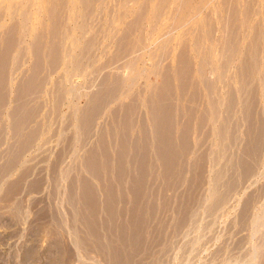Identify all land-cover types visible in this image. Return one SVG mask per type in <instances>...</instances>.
<instances>
[{"label":"rangeland","instance_id":"1","mask_svg":"<svg viewBox=\"0 0 264 264\" xmlns=\"http://www.w3.org/2000/svg\"><path fill=\"white\" fill-rule=\"evenodd\" d=\"M50 43L52 44L50 45ZM5 48L7 52H5ZM9 50L12 52L10 53ZM254 50L258 54H256L257 59L255 58L257 63L253 61L255 64L249 61L253 60L255 56ZM0 51V55L3 56H0V76L2 69L5 68L7 71L5 77L7 85L5 82L2 85L3 80L0 78L2 88L0 95L3 92L2 96H6L5 105L0 109V130L2 129L0 135L5 134L4 137L6 136L5 138L2 136L4 142L2 139L0 140L2 142L0 144V168L6 165V160L10 159L9 151L17 143L11 129L12 118L10 116L17 105L16 93L24 84L23 82L31 80L30 76L32 77L34 70L37 73L36 76H33V80L40 78L42 81L44 79L42 82L35 80L41 82L38 85L35 82L36 88H34L33 80H31L33 82L28 81L31 82L34 89L37 90V87L41 89H38L39 95H36L37 93L34 94L36 96L33 95V101H35L32 103L38 108V116L29 127L36 131L39 129L37 132L39 139L37 138L38 140L31 148L25 150V154L22 155L15 169H11L8 173L0 172V264H106L101 256L94 251L87 254L73 244L74 235L72 230L70 231L68 222H66L67 225L64 222L66 231H64L65 227L63 229L62 226L51 224V211L61 212V217H64L62 220L66 218L65 221H67L68 206L65 201V191L70 182L69 179L75 174L72 167L74 166L76 169L77 165L81 166L85 152L96 144L97 137L103 135V129L104 134L107 133L105 128L111 124L110 119L116 114V110H121L117 113L122 114L124 107L136 99V104L138 103L137 105L140 106L138 110L136 109L135 115L138 116L136 119L146 118V99L148 101L153 98L152 96H155V99L163 98L167 93V91L164 92L163 82L166 76L172 81L174 79V83L177 85L172 82L174 84L173 97L175 96L172 104L177 107V111L181 110L180 107L185 106L186 103L192 102V105L189 104L192 107L186 104L187 108L189 106L192 109L196 106V112L194 109L191 112V114L194 113L193 117L191 114L187 116L186 110L184 107L182 108L183 112L180 113L184 116H180L179 124L184 125L183 121L186 124V121L192 117L191 125L193 124V126L190 125V127L196 132L190 131L192 137L190 138L195 141L193 142L195 146H192V152L188 156L189 163L200 157L197 154L200 153L204 157L206 153L203 156V152L213 151V153L211 152L212 156H207V160L206 157L203 158L209 166L205 168V172H207L205 176L207 175L208 178L209 175L212 178L216 174L221 163L224 165L228 162H235L234 152L239 153V148L241 150L244 145L243 142L239 143L241 141L239 139L238 149H236V143L232 146L234 148L228 149V153L225 151L226 153L223 155V149V154L218 151L219 147L221 149V143L218 142L217 146L216 142L219 140L218 134L226 126L224 121L229 119V124H232L233 128L238 127L239 122L241 125L243 124L238 127L239 130H232L236 131V135H240L238 137L244 135V127H246L244 125L246 124H244L242 111L248 104L245 99L250 92L251 94L253 92L258 98H255V102L259 103H255V110L259 116L255 115V117L261 116L260 120L264 118V0H0ZM4 52L5 54H3ZM39 52H41V56L36 55ZM251 53L254 56H251ZM246 54L251 56L250 59L246 57ZM55 60L58 64L55 63ZM2 61H4L3 64ZM36 61L43 62L41 64L38 62L39 66H36ZM248 61L251 63L249 64ZM252 64L254 68L250 66ZM243 65L248 69L251 67L249 73L254 70L253 79L250 78L246 81L249 84L241 82L243 79L239 78L242 72L247 73L246 71H248ZM7 68L9 69L7 70ZM38 72L43 76L41 77ZM208 76L212 79L209 84L212 83L213 90L212 88L211 90L213 92L208 89ZM183 78L188 79L189 83H186L189 85L185 84L186 87L182 86L183 82L181 84L179 81ZM243 83L250 90L245 86V90H243ZM117 84L121 87H118ZM116 87L118 93L116 92L115 98L111 94V90ZM183 87L185 90L182 89ZM33 88L31 90H34ZM196 89L198 91L195 93ZM252 89H255V92ZM242 90L243 94H241ZM232 91H235L238 96L236 107L232 109L234 111L229 109V100L225 101L232 95ZM100 92H103L102 97L98 94ZM228 93L231 95L228 96ZM190 94L191 97L196 94L195 99L194 96L191 99ZM187 95L189 97H185ZM92 98L97 99L93 100ZM102 99L104 104L100 101ZM188 99L192 101L188 102ZM210 99H213V103L215 102L213 107H211ZM38 100L42 101V104ZM183 100L186 101L185 104L182 103L184 104L182 106L180 102ZM93 101L97 105H103L102 108H104L99 110L101 114L97 110L95 121L97 125L93 128V132L89 133L91 136H86L89 139L84 138V141L82 138V141L74 119L77 115L81 117L86 114L88 106L90 109L88 103ZM195 101L197 102L195 103ZM257 105L260 107L257 108ZM122 106L123 108H121ZM224 106H227L226 109L229 110L225 111ZM174 110L176 111V109ZM203 115L207 116V121L206 125L201 127L198 122L201 119L200 116ZM214 115L218 117L216 118ZM263 120L262 122H264ZM235 124H237L236 127H234ZM40 125L42 126L40 127ZM137 133L134 132V134ZM204 137L207 138V141H203ZM243 137L241 138L245 139L246 135ZM16 139L18 138L16 137ZM243 139L242 141H244ZM70 143H73L72 149ZM65 145L69 147H67L68 150L70 149L69 151L66 150ZM65 150L67 151L65 152L66 156L63 155L65 158L62 157L63 160L61 159L60 162L58 157ZM208 152L207 154H210ZM217 152H219L218 155ZM7 157L9 158L7 159ZM208 158L212 163L208 161ZM261 160L264 161V154ZM260 162L262 164L255 171L256 174L254 173L253 177L250 176L251 179L248 177L247 181H242L239 188L234 191L235 193H232L233 195L231 194L221 207L213 208L214 195L212 196L210 185H208L210 178L208 181L206 180L207 186H203L204 190L202 189L205 196H203V202L205 201V203L201 205V208L199 207V215L196 214L195 220L190 221L192 224L189 222L191 225L188 223L184 227L185 229H181L182 232L171 234L173 241L169 238L170 236L167 238L171 239L170 241L173 243L169 241L172 247L169 245L170 249H167L169 251L166 250L168 253L166 252L165 255L161 253L164 255L161 257V264H264V190L263 192L261 190L262 187L264 189V164L262 161ZM213 164L215 167H212ZM56 167L62 171L59 173V181H56L58 186L54 185V174H52ZM112 167L111 165L109 167L110 173L116 170L115 167L112 170ZM78 168L81 170V167ZM1 169L0 171H2ZM59 170L56 169V171ZM181 190L178 189V191ZM249 194L254 196L255 200L258 196L260 199L258 197V201L254 200L256 203L253 205L255 207H252L253 212L251 211L252 220H249V225H243L245 228L242 229L241 218L240 227L238 219L241 217L240 211L244 208V202L246 203L245 200L250 196ZM211 196L212 198H210ZM19 202L24 203L23 208L21 207L23 211L16 208ZM16 210L22 211L21 214ZM166 213L168 214V212ZM167 214L164 212V215L167 216V229H170L176 219L173 214L170 213L171 218ZM170 219L172 223H169ZM59 227L63 230L61 231ZM55 231L57 234L52 233ZM60 234L64 236L61 237ZM168 235L170 234L167 233L166 236ZM56 249L61 250L62 255L56 252Z\"/></svg>","mask_w":264,"mask_h":264},{"label":"bare ground","instance_id":"2","mask_svg":"<svg viewBox=\"0 0 264 264\" xmlns=\"http://www.w3.org/2000/svg\"><path fill=\"white\" fill-rule=\"evenodd\" d=\"M86 5H88V4H86ZM88 9H89V7H88ZM93 11H94V9H93ZM86 16H88V15H86ZM10 40L12 41V39H10ZM41 41H43V40L41 39ZM37 42H38V40H37ZM37 42L35 41V44ZM13 44H14V41H13ZM38 44H39V42L37 43V45ZM51 44L52 43H50V45ZM256 44H258V43H256ZM11 46H12V44H11ZM49 47H47V48L49 49ZM3 49H4V47H3ZM54 49H53V51H54ZM258 51H260V50H258ZM5 52H7V49ZM5 52L3 54H5ZM9 52H10V50H9ZM34 52H35V50H34ZM41 52H39V54H36V55H40ZM56 52H57V50H56ZM254 53H255V50H254ZM47 54H49V53H47ZM52 54H54V53H52ZM256 54L257 53H255V56L253 55V53L250 54L251 56L252 55L254 56L253 60H251L249 58L251 56H248L247 54H246L247 55L246 57H248L250 59L249 61L253 62L258 57V56L256 57ZM0 56H2V55H0ZM55 56H56V54H55ZM37 57H39V56H37ZM46 57H48V56H46ZM49 58L52 60V58L50 56H49ZM41 60H42V58H41ZM244 60H246V59H244ZM186 61L188 62V60H186ZM249 61H248V63H249ZM3 62L4 61H2V64H3ZM38 62H40V61L35 62V64L37 63L36 66L37 65L39 66ZM41 62H43V61H41ZM41 62H40V64H41ZM52 62H53V60H52ZM55 63H57V61ZM184 63H185V61H184ZM190 63H192V62H190ZM243 63H245V62H243ZM248 63H247V65H248ZM253 64H255V63L253 62ZM252 65H250V66L252 68H254V65L253 66ZM42 66H43V63H42ZM186 66L188 67V65H186ZM255 66H257V65H255ZM251 67H249V69H248L247 66L246 67L244 66V68H247L248 71H246L247 73L242 72V75L239 76V78L243 79V80H241V82L244 81L246 83V81L249 80L250 78L253 79L252 75H253L254 70H251L252 73H249ZM37 68H39V67H37ZM8 69L9 68H7V70ZM34 69H36V67ZM48 69H50V68H48ZM34 71L35 72L32 73V77L30 76L31 80H33L32 79L33 76H36L37 72H36V70H34ZM244 71H245V69H244ZM6 72L7 71H5V68L2 69L1 76H0V78H2L1 80H3L2 85L4 84L3 82H5V85H7L6 79H5ZM169 73H170V71H169ZM255 73H256V71H255ZM38 74H40V73L38 72ZM46 74H45V76H46ZM184 74H186V73L184 72ZM42 76L43 75H41V77ZM177 76H178L177 78H179V75H177ZM119 77H120V75H119ZM116 79H118V78H116ZM183 79H180V80L177 79V80H179L181 82V84L183 82L182 86L186 87L185 84L189 83V82H187L188 79L187 80H185L186 78L184 80ZM190 79H189V81H191ZM204 79H207V78H204ZM210 79L211 78L209 77V80H207V82H208L207 84L209 87L208 89L211 90V88H212V90H213V87H211L212 83L209 84ZM31 80H26V82H23L24 84L22 86H21V84H22L21 83L20 84V86H21L20 90L17 91V93H16L17 95L14 94L17 96V100H16L17 105L15 106L16 108L11 112L10 116L12 118L11 129L13 131V134L15 135L14 137H15V141L17 143L13 146L12 150L9 151L10 154L8 152V154H9L8 156H10V159H8L9 157H7V159L9 161L6 160V162H5L6 165L2 166L1 167L2 169L0 168L2 170V171H0L1 173L2 172L8 173L11 169H15L16 165L20 162L22 155L25 154V150H27L28 148H31V146L34 144V142L39 139L37 137L39 134V133H37L39 131V129L36 131V129L34 130L33 128H32L33 130L29 129V127H31L30 124H33V122H35V120H36V116H38L37 115L38 114V108H37V106L35 107L34 103H32L35 101V100L33 101L34 96L40 94V93L39 94L37 93V92H39L38 89H40V87H37L38 91L36 89H34V88H36L35 82L38 85L42 81H44V79L42 81L40 80V78L34 79L33 80L34 81L33 84L35 86L34 88L31 85V82H33ZM35 80H39L41 82L39 83ZM164 80L165 81L162 80L164 82V88H165L164 92L166 93V91H167V93L165 95H167V94L168 95L166 97L164 95L163 98H159V99L157 98L158 97L157 95H156L157 99H155V96H152L154 99L150 98V99H148V101L146 99V102H145L146 103L145 104L146 113H147L146 118L139 119V120L136 119V116H137V115H135V113L137 112L136 109L138 110V108L140 107L137 105L138 103L136 104V99H135V101L131 99L132 103H130L131 102L130 101L129 102L130 104L127 105L126 107H124V109L122 110L123 111L122 114L119 115L117 113V112L121 111L120 109H119L120 111L114 110L116 112V114L113 115L112 119H110L111 124L108 123L110 125L108 127L106 126V128H105L107 133L104 134L105 132H104V129L102 128L103 129V132H102L103 135H99L97 137V140H96L97 142H95L96 144H94V146H92L90 148V150L85 152L86 154L83 156L84 157L83 160H81L82 161L81 166H79L80 164L77 165L78 167H81V170L78 167H77L78 169L77 168L75 169L74 166L72 167V169H74V171H75L74 173L76 175L73 174L74 177L71 176V178H73V179H71V178H70L71 180L69 179L70 182L68 181L69 184L67 186V190L65 191L66 192L65 193L66 194L65 195L66 196L65 201H66V204L68 206V212H67V216H66L67 221H65L66 218H65V220L64 219L62 220V218H64V217L63 216L61 217V215H60L61 212H58L57 210L56 211L54 210L55 212L51 211L52 212V214L50 215V217H51L50 220L52 221L51 224L62 226V228L65 227V229L64 228L63 229H64V231H66V225L69 223L70 225L68 224V226L71 228L70 231L72 230L71 232H73L72 234L74 235V237H73L74 243L73 244L77 248H79V250L82 249L83 251H85V253L87 252V254L90 251H94L96 254L101 256L102 260L106 264H161L162 263V262L160 263V261H162L161 257H163L167 251H169V250H167V249H170L169 245H170V247H172V244L169 243V241L171 239L173 241L172 236L175 235L176 233H179V231L182 232L181 229H185L184 227H186V225H188V223L190 221L193 222L195 220L196 214L199 215L201 205H204L203 203H205V201L203 202V198L205 196L203 195L204 192L202 191L203 186H207V184H205V183L209 182L208 183V185H210L209 189L211 191L212 196L214 195V197H213L214 198L213 208H218V207H221V205H223L224 202H226V200L230 197V195L232 193L233 194L235 193L234 191L237 188H239V185L242 181H244V182L247 181L249 179L248 177L252 176L255 173V171L260 168V165L262 164L260 161H262L264 164V161L261 160V158L264 154L263 153L264 152L263 151L264 150V122H262V120L264 118H262V120L259 119V118H261V116L259 118H256L257 116H259L256 114L257 112L255 110V106L258 103L255 101L258 98H256V96H255V94H253V92H252V94L250 92L251 95L247 94L248 97L245 100L248 101V104L247 105L245 104L246 107H244L243 111H242L244 124H246V125H244L246 127H244L245 132L243 133L244 134L243 136L246 135L245 139H243L244 138L243 136H241L243 138L238 137L240 135H236L235 134L236 131L234 132L232 130V129L239 130L238 127L242 126L243 124L241 125V122H239L240 125H237V124L234 125V127H236V125L238 126V127H236L237 129L233 128L231 126L232 124H229L230 119L228 118L229 119L228 121L227 120L224 121V122H226V124H225L226 126L224 125L225 127L218 134L219 140L216 142L217 146L219 143H221L220 144L221 149L219 147L218 151L219 152L221 151L220 153H222V151L224 150V152H223L224 154L222 153L223 155H225L226 152L228 153V149L234 148L232 146L236 145V143H237L236 149H238V145L240 146V144H238L239 139L241 140V141H239V143L243 142L244 145L242 143L243 146L241 145L242 146L241 150L239 148V151H240L239 153L234 152L235 153L234 159H236L235 162H232V163L228 162L227 164H224V165L221 163L217 172L215 171L216 174L215 175L213 174L214 176L212 178L210 177V175L208 173L209 178H210V180H209V178L206 177L207 175L205 176V173L207 174V172H205V168L208 165L205 163L204 159L206 157V160H207V156H209V155L212 156L211 152L213 153V151L208 150L209 152L208 151L207 152L210 154H207V152H203V153L201 152L202 155L204 153L207 154V155L205 154V156L203 155L204 157H202L200 155V153L197 154L198 156H200L199 157L200 159L197 157L198 160L195 159L194 162L189 163V160H188V156H189L190 152H192V148H193L192 146H195V145H193V142H195V141H193L191 139L192 137L190 136V134H191L190 131H192V133L196 132V131L191 130L192 128L190 127V125H191V122L193 121V120H191V118L194 116L193 115L194 113L191 114V112H193L192 109H194L196 112V109H195L196 106H195V108L193 107L191 109L190 107H192V106H190L189 104L192 105V102H191L192 100L190 101L189 99H188V102L190 101L191 103H186L187 105L190 106V107L188 106V108H187V105L185 104L186 100H183L180 102L182 106L185 104V106H183V107L186 110V113L185 112L184 113L187 116L188 115L190 116V114H191L192 117L186 121V124H185V121H183L184 119L181 120V121H183L184 125H182L181 122H180L181 124H179V119H181L180 116L182 117L184 115H181L182 113H180V112H183L182 111L183 107H180L181 108V110H180L179 106H178L179 110L177 111V107L175 105L173 106V104H172V102H174V97H175V96L173 97L174 94L172 92V90H173L172 88L175 84L174 79L172 81L171 78L166 76ZM28 81H31V82L29 83ZM112 82H113V80H112ZM213 82H215V81H213ZM177 83H178V81H177ZM216 83H215V85H217ZM246 84H249V82ZM246 84L244 85V83H243L242 88H244V86L246 87ZM27 85H29L30 88L32 87L34 90H31L32 88L30 89L29 86H27ZM188 85L189 84H187V86ZM204 85H205V83H204ZM111 87H113V86H111ZM118 87H121V86L118 85ZM184 87L182 89H184ZM17 88L19 89V87H17ZM41 88L43 89V86ZM116 88L114 90H111L112 91L111 94L114 95L113 97H115V95H117L116 92H117L118 88L117 89ZM158 88H160V87H158ZM195 88H197V87H195ZM199 88H200V86H199ZM246 88H248V87H246ZM250 88H251V86H250ZM0 89H2L1 86H0ZM108 89L110 90V88H108ZM248 89H247V92H248ZM35 90H36V92H34ZM109 90H108V94L110 95ZM212 90L210 92H213ZM243 90H245V88ZM243 90H242L241 94H243ZM174 91H176V90H174ZM191 91H192V89H191ZM197 91L198 90L196 89V91H194V92L196 93ZM234 92L232 93V95H231V93L230 94L228 93V96H230V95L231 96L227 97V99H225V101L229 100L228 106H229L230 110H232L234 107H236V104H237L238 96L236 95V92L235 93ZM35 93H37V94L34 95ZM102 93L101 92L98 93V94H100V97H102L101 96V95H103ZM2 94H3V92L0 95L1 96L0 97V109H2V107L5 105V100H6V96H2ZM153 94H155V93H153ZM195 95H193L194 99H195ZM96 96H98V95H96ZM161 96H159V97H161ZM193 96L191 97V94H190L191 99L193 98ZM100 97L98 96L99 99H100ZM104 97H103V99H104ZM107 97H108L107 99H109V96H107ZM185 97H189V96L187 95ZM172 98H173V101H172ZM210 98H212V97H210ZM94 99H97V98H94ZM103 99L100 100V101H102V104H104ZM183 99H185V98H183ZM110 100H112V99H110ZM212 100L210 99V101L212 102V103H210L211 107H213L212 105L215 104V102L213 103ZM95 102H97V101H95ZM183 102H184V104H182ZM196 102L197 101H195V103ZM31 103L33 104V106L31 105ZM91 103H92V105H91ZM91 103H88V105H90V109H89V106H88V109L86 108L87 109L86 114H84L81 117H78V115H77V116H75L76 119L73 118L74 120H76L75 121L76 129H77L79 135H81L82 141L84 138H87L86 137L87 135L89 136L90 132L91 133L93 132L92 131V130H94L93 128L95 127V125H97V124H95V121L97 118L96 117L97 110L101 111L104 108V107L102 108L103 105H101V104L97 105L94 103V101ZM99 103H101V102H99ZM218 103H219V101H218ZM177 104H179V103H177ZM217 106H218V104H217ZM258 107H260V106L257 105V108ZM36 108H37V110H36ZM121 108H123V106ZM226 108H228V107L224 106L225 111L227 110ZM174 109H176V111ZM213 109L215 110L216 108H213ZM84 110H83V112H84ZM100 111H99V114H101ZM174 111H175V113H174ZM232 111H234V110H232ZM209 112H210V110H209ZM218 112H219V110H218ZM262 113H263V111H262ZM76 114H79V113H76ZM222 114H223V112H222ZM80 115H82V113H80ZM196 115H197V113H196ZM229 115H231V114H229ZM255 115H257V116L255 117ZM260 115H262V114H260ZM142 117H144V116H142ZM203 117H204V119H203ZM206 117H207L206 115L200 116L201 119L198 123L201 125V127L203 125H206V121H207ZM211 117H209V118L211 119ZM137 118H138V116H137ZM197 119H198V117H197ZM231 119H234V118H231ZM218 120H219V118H218ZM219 124H221V123H219ZM196 125H198V124H196ZM41 126L42 125H40V127ZM191 126H193V124ZM199 126H197V127H199ZM197 129H199V128H197ZM230 129H231V131H230ZM207 130H206V132H207ZM26 131H27V133L24 134V132H26ZM134 132L135 133L138 132V133L134 134ZM200 132H202V131L200 130ZM230 132H233V133H230ZM23 134H24V136H23ZM202 134H203V132H202ZM205 134H207V133H205ZM4 135H2V134L0 135V140L2 139V136H3V138L6 137V136L4 137ZM209 135H211V134H209ZM16 137L18 139H16ZM67 139H66V141H67ZM87 139H89V138H87ZM206 139L204 137L203 141H207ZM242 139L244 141H242ZM2 140L4 142V139H2ZM84 141H85V139H84ZM72 142L75 143L74 141H72ZM73 143H70L71 149H72ZM0 144H2V142H0ZM65 147H66V145H65ZM210 147H211V145H210ZM68 148L66 150H68ZM7 150H9V149L7 148ZM66 150L62 152L61 156H59L60 159L58 157V160L60 162H61L63 155H65V152H67ZM231 151H232V149H231ZM219 152H217V155ZM215 154H216V152H215ZM222 154H221V156H222ZM65 156L63 157V159L65 158ZM214 157H215V155H214ZM224 158H225V156H224ZM217 160H218V158H217ZM203 161L206 165L203 163ZM208 161H210L209 158H208ZM217 162H220V161H217ZM213 163H214V161H213ZM216 164L219 165V163H216ZM110 165L113 166L112 170L114 169V167L116 169L112 173L109 172ZM221 165H223V166L221 167ZM57 167H56V169L59 170V168H57ZM212 167H215L214 164L212 165ZM3 169H4V171H3ZM56 169H54V170L56 171ZM209 170L211 171V169H209ZM55 171H54V173L52 171V174H54L53 179L55 181V182L53 181V183L55 186H58V185H56L57 184L56 181L57 180L59 181V179H58L60 177L59 173L60 172L62 173V171L61 170L56 171V172ZM210 171H208V172H210ZM237 172H239V173H237ZM72 173H73V170H72ZM0 177H1V175H0ZM226 177H227V179H225ZM250 179H251V177H250ZM206 180L207 181L209 180V181L207 182ZM224 187H225V189H223ZM181 188H183V189L181 190ZM54 189H55V187H54ZM178 189H180L181 191H178ZM261 190L263 192V190H264L263 187ZM58 191H59V189H58ZM58 191H55V192L57 193ZM262 192H260V193H262ZM11 195H13V194H11ZM52 196L54 197V195H52ZM212 196L210 198H212ZM248 197H247V200H245L246 203L244 202L245 206H243V204H242V206L244 208H242L243 211H242V209L240 211V213H242V214L240 215L241 217H239V219H238V226L239 227L241 226V225H239L240 218H241L240 224H242V226L246 225V224L249 225V223H250L249 220H252L251 219L252 207H255L253 205L256 203L255 201L257 200V198L259 197V199H260V196H258L256 198V200H255V197L252 195H250ZM23 204L21 202H19L18 205L16 206V208L17 209H21V207L23 208ZM16 211H18V210H16ZM163 211L165 212V214H167L166 212H168L169 215L168 214L167 215L170 218H171L170 215L173 214L174 218L176 219L175 223L173 222V224H171L172 227L168 226V227H171L170 229L169 228L167 229V225H168L167 219H166L167 216L164 215ZM254 211H255V209H254ZM18 212H20V211H18ZM21 212H20V214H21ZM162 212H163V215H162ZM49 213H50V211H49ZM210 213H213V212L210 211ZM254 213H252V215ZM22 215H24V214L22 213ZM253 216H255V214ZM175 219H173V220H175ZM192 219H193V221H192ZM64 222L65 223L68 222V223H66V225H64ZM169 223H172L171 219H170ZM51 226H54V225H51ZM58 226H54V227L57 228ZM62 228H60L61 231L63 230ZM243 228H245V227L243 226L242 229ZM60 229H59V231H60ZM55 230H57V229H55ZM52 233L57 234L56 231L52 232ZM167 233H169L170 235L166 236ZM171 234H173V235H171ZM60 235H61V237L64 236V235L62 236V234H60ZM168 237L171 239L168 240L167 239ZM53 239H55V238H53ZM172 241H170V242L173 243ZM263 242H264V239H263ZM59 246H58V248H59ZM156 248L159 250L157 251ZM160 248H161V251H160ZM58 250L56 252L61 253V255H62V252H61L62 249L60 251H58ZM162 251H164V252H162ZM32 252L35 253V251H32ZM161 253H163L164 255ZM29 254L31 255V253H29ZM65 256H67V255H65ZM56 260H57V258H56ZM59 261H60V259H59Z\"/></svg>","mask_w":264,"mask_h":264}]
</instances>
